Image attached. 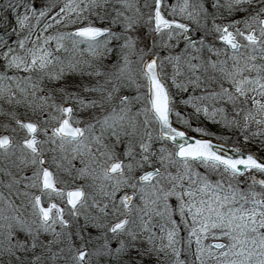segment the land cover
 <instances>
[{"label": "snow or ice", "instance_id": "obj_1", "mask_svg": "<svg viewBox=\"0 0 264 264\" xmlns=\"http://www.w3.org/2000/svg\"><path fill=\"white\" fill-rule=\"evenodd\" d=\"M0 264H264V0H0Z\"/></svg>", "mask_w": 264, "mask_h": 264}, {"label": "trees", "instance_id": "obj_2", "mask_svg": "<svg viewBox=\"0 0 264 264\" xmlns=\"http://www.w3.org/2000/svg\"><path fill=\"white\" fill-rule=\"evenodd\" d=\"M193 135H195V134H193Z\"/></svg>", "mask_w": 264, "mask_h": 264}]
</instances>
